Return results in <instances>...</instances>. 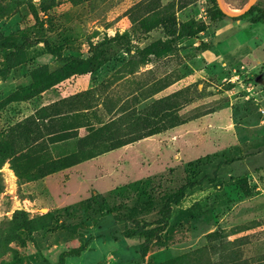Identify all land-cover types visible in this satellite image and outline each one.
Here are the masks:
<instances>
[{
	"label": "rangeland",
	"instance_id": "374dc122",
	"mask_svg": "<svg viewBox=\"0 0 264 264\" xmlns=\"http://www.w3.org/2000/svg\"><path fill=\"white\" fill-rule=\"evenodd\" d=\"M28 1L38 5L43 0H0L10 5L0 19L1 32L8 34L33 23L23 8ZM138 1L94 0L92 13L70 18L68 24L78 35L64 54L85 57L89 42L116 33L133 39L126 14ZM159 1L173 8L178 23L193 20L209 26L206 0ZM223 1L236 11L247 0ZM260 6L264 7V0ZM156 40L169 38L152 32L147 40L134 42L146 49ZM171 44L172 54L134 69L127 65L128 54L120 51L96 73L67 79L42 93L38 101L44 104L93 89L108 93L114 106L126 111L140 90L169 78L170 85L137 107L174 94L181 117L208 109L213 113L37 181H19L9 164L1 163L0 221L11 220L16 211L31 217L53 210L56 219L30 238L21 233L25 246L19 248L17 257L0 259V264L55 262L62 251L78 248L83 250L66 258L65 264L161 262L201 247L204 235L216 228L225 231L227 240L245 242L240 246L245 256L264 253V124L257 125L264 119V103L259 104L264 96V25L252 23L250 17H225L194 37L173 39ZM201 44L209 49L202 52ZM51 61L48 54L37 56L0 79V100L26 82L31 68ZM238 126L245 130L239 136ZM231 158L241 159L224 163ZM236 178L247 179L249 197L236 186ZM188 183L193 185L180 207L196 202L206 214L182 220L179 208L173 207L169 225L141 260L139 240L121 236L129 222L115 217L152 222L158 218L161 197ZM214 194H223L221 205L214 203Z\"/></svg>",
	"mask_w": 264,
	"mask_h": 264
},
{
	"label": "trees",
	"instance_id": "16d2710c",
	"mask_svg": "<svg viewBox=\"0 0 264 264\" xmlns=\"http://www.w3.org/2000/svg\"><path fill=\"white\" fill-rule=\"evenodd\" d=\"M206 1L209 26L226 17L215 0ZM64 4L69 5L67 9L53 11ZM9 7L8 3L0 2V19L10 11ZM23 8L33 23L8 34L0 31V79H6L13 70L37 56L48 54L52 61L31 68L26 82L0 100V164L7 162L19 181L43 179L210 112L181 117L177 95L174 94L137 107L170 85L173 81L169 78H160L147 90H140L133 96V105L126 111L118 110L108 93L93 89L44 104L38 101L42 93L67 79L96 73L120 51L128 54L127 65L132 69L147 62L155 63L173 53V39H190L208 29V25L193 20L178 23L171 6L161 5L159 0H140L126 14L133 39L118 33L106 36L98 42H89L88 54L81 57L64 54L67 49H72L78 35L75 27L68 23L71 17L73 21L92 13L94 0H43L38 5L28 1L24 2ZM247 17L254 24L264 25V7L260 6V0L242 16L228 18L239 20ZM152 32L169 38V41L156 40L146 49L134 42L147 40ZM207 48L206 44L199 46L202 52ZM130 71L129 74L133 72ZM80 130L84 132L82 135ZM42 138H46L44 143L40 142ZM240 159L231 158L224 163ZM233 181L246 198L250 196L246 178ZM2 185L0 178V191ZM192 185L185 184L163 195L158 218L152 222L115 217L117 221L126 219L129 222L121 236L139 240L137 254L141 260L145 258L151 243L169 225L173 207L179 208L182 220H194L206 214L207 210L196 202L186 208L180 207L186 190ZM223 201V194H214L216 205H221ZM55 219L53 210L31 217L23 211H16L11 220L0 221V259L18 256L19 248L25 246L21 233L30 238L35 232L50 226ZM226 237L224 230L216 228L204 235L205 243L201 247L161 262L145 264H264V253L245 256L240 248L245 242L227 240ZM82 250L62 251L55 262L47 259L41 261L42 264H65L66 258L78 256Z\"/></svg>",
	"mask_w": 264,
	"mask_h": 264
},
{
	"label": "water",
	"instance_id": "95a60500",
	"mask_svg": "<svg viewBox=\"0 0 264 264\" xmlns=\"http://www.w3.org/2000/svg\"><path fill=\"white\" fill-rule=\"evenodd\" d=\"M215 1L218 9L221 11L222 14H224L226 17L235 18L245 14L258 0H247L244 6L236 11L227 8L223 0Z\"/></svg>",
	"mask_w": 264,
	"mask_h": 264
},
{
	"label": "crops",
	"instance_id": "0c3cea01",
	"mask_svg": "<svg viewBox=\"0 0 264 264\" xmlns=\"http://www.w3.org/2000/svg\"><path fill=\"white\" fill-rule=\"evenodd\" d=\"M209 49V48H208ZM223 64V63H222ZM261 103H264V96L259 100V104H260V107H261ZM209 110V109H208ZM212 110V109H211ZM209 110L210 112L209 113H206L205 115H208V114H210V113H213V111L214 110ZM263 114H264V110H263ZM202 116H204V115H202ZM201 117V116H200ZM199 118V117H198ZM195 119H197V118H195ZM192 120H194V119H192ZM191 121V120H190ZM189 121V122H190ZM186 123H184V125H185ZM262 124H264V119L263 118H261L260 120H259V124H257V125H262ZM183 125V124H182ZM181 126V125H180ZM180 126H177V127H180ZM174 128H176V127H174ZM237 132H238V136L240 135V134H243V133H245V130L242 128V126H238L237 127ZM147 138H149V137H147ZM145 139V138H144ZM143 140V139H142ZM234 141H235V139H234ZM129 145V144H128ZM125 146H127V145H125ZM124 147V146H123ZM122 148V147H121ZM116 150V149H115ZM93 160V159H92ZM90 161V160H89ZM76 166H74L73 168H75Z\"/></svg>",
	"mask_w": 264,
	"mask_h": 264
},
{
	"label": "bare ground",
	"instance_id": "6f19581e",
	"mask_svg": "<svg viewBox=\"0 0 264 264\" xmlns=\"http://www.w3.org/2000/svg\"><path fill=\"white\" fill-rule=\"evenodd\" d=\"M225 6H226V4H225ZM227 7V6H226ZM228 8V7H227Z\"/></svg>",
	"mask_w": 264,
	"mask_h": 264
}]
</instances>
